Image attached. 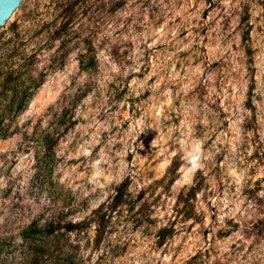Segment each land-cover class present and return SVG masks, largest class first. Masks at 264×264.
<instances>
[{
    "label": "rangeland",
    "instance_id": "obj_1",
    "mask_svg": "<svg viewBox=\"0 0 264 264\" xmlns=\"http://www.w3.org/2000/svg\"><path fill=\"white\" fill-rule=\"evenodd\" d=\"M3 63L41 82L0 124V264H264V0H27Z\"/></svg>",
    "mask_w": 264,
    "mask_h": 264
},
{
    "label": "trees",
    "instance_id": "obj_2",
    "mask_svg": "<svg viewBox=\"0 0 264 264\" xmlns=\"http://www.w3.org/2000/svg\"><path fill=\"white\" fill-rule=\"evenodd\" d=\"M86 55V52L81 53L82 58H86ZM82 58L80 59L81 63ZM28 72L29 69L25 67V63L19 64V67L9 63L4 64V68L0 72V124L8 119L9 111L24 108L33 94V89L40 84L41 80L37 81V78Z\"/></svg>",
    "mask_w": 264,
    "mask_h": 264
},
{
    "label": "water",
    "instance_id": "obj_3",
    "mask_svg": "<svg viewBox=\"0 0 264 264\" xmlns=\"http://www.w3.org/2000/svg\"><path fill=\"white\" fill-rule=\"evenodd\" d=\"M27 0H0V37L24 7Z\"/></svg>",
    "mask_w": 264,
    "mask_h": 264
},
{
    "label": "clouds",
    "instance_id": "obj_4",
    "mask_svg": "<svg viewBox=\"0 0 264 264\" xmlns=\"http://www.w3.org/2000/svg\"><path fill=\"white\" fill-rule=\"evenodd\" d=\"M203 152L199 146H195L191 151L186 153V161L190 174H195L202 166Z\"/></svg>",
    "mask_w": 264,
    "mask_h": 264
}]
</instances>
